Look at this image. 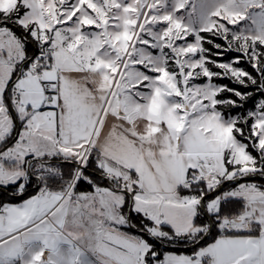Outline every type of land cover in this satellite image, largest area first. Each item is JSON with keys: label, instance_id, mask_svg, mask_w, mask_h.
<instances>
[{"label": "snow or ice", "instance_id": "6c2138e0", "mask_svg": "<svg viewBox=\"0 0 264 264\" xmlns=\"http://www.w3.org/2000/svg\"><path fill=\"white\" fill-rule=\"evenodd\" d=\"M257 179L264 0H0V264H264Z\"/></svg>", "mask_w": 264, "mask_h": 264}, {"label": "trees", "instance_id": "16d2710c", "mask_svg": "<svg viewBox=\"0 0 264 264\" xmlns=\"http://www.w3.org/2000/svg\"><path fill=\"white\" fill-rule=\"evenodd\" d=\"M219 42V41H218ZM236 53H228L227 55H225L223 57V60H229L231 59L233 56H235ZM214 59H219L217 57H214ZM244 67L246 70L252 72L253 70L251 69V67L247 64V63H243V64H240V67ZM216 70V69H214ZM218 83H222V84H229L230 87H236L238 88L239 90L241 91H245V89L239 85H236L234 83H231L229 80H221V81H217ZM248 90H251V89H248ZM247 107H251V104L247 105ZM257 182L258 183H264V181H260L259 179H257ZM28 193L29 194H34V189L32 187H29L28 188ZM0 200H3V201H6V200H9V197H7L6 195L5 196H0ZM12 202H17L15 200H13ZM229 205H225V207H228ZM234 211H239L240 210V203L239 202H234L232 205H230ZM135 219V218H134ZM208 242H211V238L208 239ZM170 251H174L176 253H179V254H190V249H187V247H184V246H176L175 248H170L168 249Z\"/></svg>", "mask_w": 264, "mask_h": 264}, {"label": "rangeland", "instance_id": "374dc122", "mask_svg": "<svg viewBox=\"0 0 264 264\" xmlns=\"http://www.w3.org/2000/svg\"><path fill=\"white\" fill-rule=\"evenodd\" d=\"M244 62H242L241 64H243ZM242 68H244L243 66H242ZM177 254V253H176Z\"/></svg>", "mask_w": 264, "mask_h": 264}, {"label": "crops", "instance_id": "0c3cea01", "mask_svg": "<svg viewBox=\"0 0 264 264\" xmlns=\"http://www.w3.org/2000/svg\"><path fill=\"white\" fill-rule=\"evenodd\" d=\"M174 252V251H173ZM176 253V252H175ZM177 254H179V253H177Z\"/></svg>", "mask_w": 264, "mask_h": 264}, {"label": "water", "instance_id": "95a60500", "mask_svg": "<svg viewBox=\"0 0 264 264\" xmlns=\"http://www.w3.org/2000/svg\"><path fill=\"white\" fill-rule=\"evenodd\" d=\"M187 249H190V248L187 247Z\"/></svg>", "mask_w": 264, "mask_h": 264}]
</instances>
